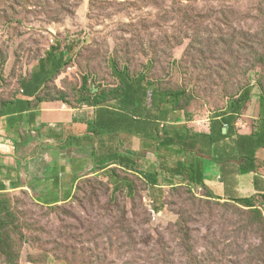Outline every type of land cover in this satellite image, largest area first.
Instances as JSON below:
<instances>
[{
	"label": "rangeland",
	"instance_id": "rangeland-1",
	"mask_svg": "<svg viewBox=\"0 0 264 264\" xmlns=\"http://www.w3.org/2000/svg\"><path fill=\"white\" fill-rule=\"evenodd\" d=\"M62 53L46 91L73 106L122 89L121 72L133 87L121 119L144 116L145 91H184L178 110L204 122L250 86L239 129L264 126V0H0V78L55 68ZM132 175H89L55 207L0 195V264H264L262 195L254 207L187 186L158 196L142 180L129 189Z\"/></svg>",
	"mask_w": 264,
	"mask_h": 264
},
{
	"label": "crops",
	"instance_id": "crops-1",
	"mask_svg": "<svg viewBox=\"0 0 264 264\" xmlns=\"http://www.w3.org/2000/svg\"><path fill=\"white\" fill-rule=\"evenodd\" d=\"M42 65L31 76L0 78V195L26 194L42 206H60L85 178L100 173L114 183L118 174H133L129 189L142 180L158 196L177 186L211 191L223 201L264 195V143H256L264 138L263 123L257 132L239 129L248 108L188 120L162 94L142 88L144 116L121 119L115 105L132 92L129 81L121 97L73 106L46 91L56 83V67Z\"/></svg>",
	"mask_w": 264,
	"mask_h": 264
},
{
	"label": "trees",
	"instance_id": "trees-1",
	"mask_svg": "<svg viewBox=\"0 0 264 264\" xmlns=\"http://www.w3.org/2000/svg\"><path fill=\"white\" fill-rule=\"evenodd\" d=\"M60 57V58H59ZM58 58H56L57 61V66L56 68H58V70H56V72L60 71L64 66H65V61L67 56L64 55L63 53L59 56ZM115 76L119 77L121 79V83L123 85V88L121 89V87H117L114 88L111 91L108 90H102L99 93H95L93 90H90L88 92V94L83 95V98L80 99V103L82 104H86L89 106H100L102 104H104L111 96H123L125 94V92L127 91V86L128 85V78H126V74L125 73H121V72H117L115 73ZM84 90H86L87 88H89L86 84L83 86ZM83 94V93H82ZM113 94V95H112ZM252 94H253V88L248 86L246 87L240 94V96L238 98H235L229 105H228V109L231 110L233 113L240 115L242 114L243 110H245V108H248L250 106V101L252 98ZM187 94L184 91H178V92H167L161 95V99L166 102H168L169 104H174L176 105V107H179L180 105V101L181 99L186 96ZM263 100V99H262ZM263 104V101H262ZM261 104V105H262ZM147 179L149 181V183L156 185L158 183V179L157 177H155L153 174H148L147 175ZM264 198V195H262ZM208 197H212L215 199H219L214 193H212L211 191H209L208 193ZM220 200V199H219ZM237 202L241 203L242 205L246 206V207H254L255 206V197H251V198H245V199H238ZM4 206H3V201L0 200V213L3 210ZM4 219L0 220V225H4ZM1 234V233H0ZM2 241V240H1Z\"/></svg>",
	"mask_w": 264,
	"mask_h": 264
},
{
	"label": "water",
	"instance_id": "water-1",
	"mask_svg": "<svg viewBox=\"0 0 264 264\" xmlns=\"http://www.w3.org/2000/svg\"><path fill=\"white\" fill-rule=\"evenodd\" d=\"M96 91V90H95ZM225 130V129H224Z\"/></svg>",
	"mask_w": 264,
	"mask_h": 264
}]
</instances>
